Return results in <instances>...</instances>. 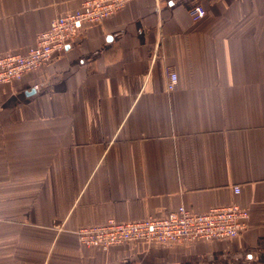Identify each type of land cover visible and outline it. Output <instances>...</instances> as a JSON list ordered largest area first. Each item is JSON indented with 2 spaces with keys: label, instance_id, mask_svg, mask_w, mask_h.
I'll list each match as a JSON object with an SVG mask.
<instances>
[{
  "label": "crops",
  "instance_id": "1",
  "mask_svg": "<svg viewBox=\"0 0 264 264\" xmlns=\"http://www.w3.org/2000/svg\"><path fill=\"white\" fill-rule=\"evenodd\" d=\"M82 2L0 0V55ZM232 202L250 211L234 238L101 250L75 232ZM0 264H264V0H129L0 83Z\"/></svg>",
  "mask_w": 264,
  "mask_h": 264
},
{
  "label": "built area",
  "instance_id": "2",
  "mask_svg": "<svg viewBox=\"0 0 264 264\" xmlns=\"http://www.w3.org/2000/svg\"><path fill=\"white\" fill-rule=\"evenodd\" d=\"M129 0H83L72 12L53 18L49 28L37 34L36 42L24 52L0 55V83H11L25 74L49 64L79 36L87 25L97 24L121 10ZM206 10L196 5L190 10L193 19H201ZM177 74L169 72L168 88L174 89ZM35 89L38 85L34 86ZM234 193L240 186L234 185ZM250 211L232 202L197 212L181 204L160 216L132 220L110 218L99 224L80 226L75 230L86 246L107 250L132 242L158 243L165 246L191 244L199 240H222L240 236L248 226Z\"/></svg>",
  "mask_w": 264,
  "mask_h": 264
},
{
  "label": "water",
  "instance_id": "3",
  "mask_svg": "<svg viewBox=\"0 0 264 264\" xmlns=\"http://www.w3.org/2000/svg\"><path fill=\"white\" fill-rule=\"evenodd\" d=\"M44 85H45V84H40V85L38 86L39 89H40V88H43ZM34 92H35V89H32L30 92H28V94H32V93H34Z\"/></svg>",
  "mask_w": 264,
  "mask_h": 264
}]
</instances>
